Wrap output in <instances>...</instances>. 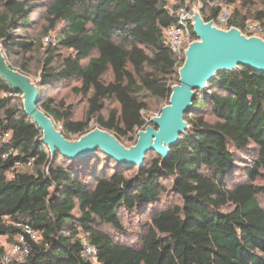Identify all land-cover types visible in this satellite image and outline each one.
<instances>
[{
	"label": "trees",
	"instance_id": "16d2710c",
	"mask_svg": "<svg viewBox=\"0 0 264 264\" xmlns=\"http://www.w3.org/2000/svg\"><path fill=\"white\" fill-rule=\"evenodd\" d=\"M46 1L0 0L9 66L38 87L39 107L67 140L92 132L94 119L135 146L150 125L148 101L169 105L179 84L185 51L176 56L167 30L193 0H53L39 37L29 38L31 16ZM201 1L206 23L233 5L230 27L244 32L254 20L264 29V0L252 14L242 0ZM60 25L57 39L44 44ZM74 81L88 104L81 121L72 105L43 95ZM24 101L0 77V239L12 245L19 223L39 235L26 258L9 264H264V186L255 183L264 178V73L240 66L217 74L196 92L188 130L168 159L151 152L141 169L100 149L77 160L53 157ZM243 156L249 166L239 165ZM7 251L0 243V264Z\"/></svg>",
	"mask_w": 264,
	"mask_h": 264
},
{
	"label": "water",
	"instance_id": "95a60500",
	"mask_svg": "<svg viewBox=\"0 0 264 264\" xmlns=\"http://www.w3.org/2000/svg\"><path fill=\"white\" fill-rule=\"evenodd\" d=\"M194 41L185 52L179 84L173 87L170 104L152 126L140 131L135 146L126 148L107 131L96 129L76 141L67 140L54 121L39 107L42 95L26 75L9 66L0 48V77L15 91L23 94L25 114L43 133L42 143L55 157L59 152L70 160L86 158L100 149L109 157L130 167L143 168L146 155L155 152L165 162L170 149L177 146L180 136L188 130L185 114L193 107L196 92L204 90L220 72L244 66L264 73V40L246 37L238 29H218L204 22L200 14L194 17Z\"/></svg>",
	"mask_w": 264,
	"mask_h": 264
},
{
	"label": "built area",
	"instance_id": "2783aa9c",
	"mask_svg": "<svg viewBox=\"0 0 264 264\" xmlns=\"http://www.w3.org/2000/svg\"><path fill=\"white\" fill-rule=\"evenodd\" d=\"M198 2V7L203 8L205 4L201 0H194L193 5L187 2L185 7H182L176 12V23L167 30L168 42L172 51L180 59L184 55V51L193 43L194 37V17L198 13V7L195 3ZM219 1L209 2L210 6L218 5ZM233 5H225L219 12L216 21L212 22L213 26L228 31L233 29L230 27L232 19ZM241 32V31H240ZM246 37H257L264 40V29L260 22L250 20L246 23L244 32H241ZM8 136V135H7ZM17 227L20 229L15 242L11 245V254L7 253L3 257V262L9 264L13 261H22L30 254L31 242L39 240L38 233L32 225L28 223H19ZM95 249L91 246L86 247L88 254L95 253ZM14 258V259H13Z\"/></svg>",
	"mask_w": 264,
	"mask_h": 264
},
{
	"label": "rangeland",
	"instance_id": "374dc122",
	"mask_svg": "<svg viewBox=\"0 0 264 264\" xmlns=\"http://www.w3.org/2000/svg\"><path fill=\"white\" fill-rule=\"evenodd\" d=\"M53 0H47L46 3L44 5H42L36 13H34L31 16V19L33 21V26L32 29H30L27 33L24 34H28L29 38H34V37H39V33L43 30L44 26L46 25L45 23V10L46 8L52 3ZM170 2L173 4L174 0H170ZM193 1H191L190 5H193ZM245 5H243V3H245ZM195 7H198V2L195 3ZM263 8V3L261 2V0H242L241 3V9H243L244 13H249L252 14L254 11L262 9ZM233 9V8H232ZM198 13H199V7H198ZM61 25L58 27V29L55 32H52L51 34L44 36L43 37V43L44 44H49L52 41L56 40L57 37L60 35L61 32ZM194 42V40H193ZM17 59H15L13 61L14 65H16ZM38 64L35 62L34 64L31 65V72H32V77L33 80L35 81V83H38L39 81V77H38ZM75 86H80L79 82H71L69 84L63 85L59 88L53 89V90H49L47 88L43 89V95L46 97H52L54 99L57 100H62L64 101L67 105H72L73 106V110H74V117L75 120L77 121H81V120H85L86 118V112L88 109V104H87V99L81 95L76 94L72 89ZM149 105H150V109L149 112L147 114L149 120L148 122L150 123L149 126H152V118L155 117H159L161 115L162 110L168 106L166 102H157L156 100L150 99L149 101ZM109 106L111 107H117V104H109ZM61 130V128H59ZM90 129L92 131L99 129L98 127V123L96 122V120L92 119V122L90 124ZM144 131V130H141ZM76 138L74 137L72 141H76ZM137 141H138V136H137ZM130 145V144H129ZM250 162V158L248 156H243V162L240 163L239 165L241 167H246L249 166ZM257 185H261L264 186V178L262 179H258L255 182ZM172 200H168L167 204H169ZM260 201L262 203V206L264 207V195H262L260 197ZM132 225H129V227ZM137 227H134L133 231H135ZM39 237V235H38ZM0 243L2 245H5V247L7 248V252L11 254V243L7 241V239L2 238L0 239ZM13 257V255H12ZM14 259V258H13Z\"/></svg>",
	"mask_w": 264,
	"mask_h": 264
}]
</instances>
